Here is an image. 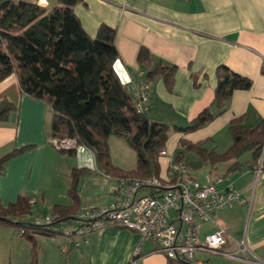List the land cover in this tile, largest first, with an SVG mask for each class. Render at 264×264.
Wrapping results in <instances>:
<instances>
[{"label":"crops","instance_id":"obj_1","mask_svg":"<svg viewBox=\"0 0 264 264\" xmlns=\"http://www.w3.org/2000/svg\"><path fill=\"white\" fill-rule=\"evenodd\" d=\"M37 2L47 6L54 0ZM74 13L91 37L96 36L101 25L115 29L114 46L118 57L114 70L126 89L137 83L139 72L146 71L137 61L140 48L148 50L152 64L161 61L175 67L168 83L158 75L149 82L148 91V116L172 130L165 144L172 158L179 151L184 158L186 150L180 146L181 139L193 144L203 143L207 150L226 151L232 144L229 123L233 118H240L245 126H256L264 121V76L261 73L264 0H81L75 5ZM221 65L249 78L251 87L233 92L223 109H213V118L201 128L187 133L178 131L176 128H185L201 110L210 106L217 82L216 69ZM2 100L15 104L17 109L7 122H0V159L15 150L21 151L8 157L0 170L1 207H7L18 196L29 197L34 204L25 221L31 222L36 215H52L55 205L71 206L69 189L73 170L82 171L73 216L112 201L116 178L98 170L85 147L78 146L75 154L69 156L52 146L50 107L21 93L14 74L0 82ZM108 145L114 166L124 171L135 169L136 159L131 163L135 154L127 144L110 137ZM159 164L163 173L166 159L159 158ZM228 165L217 164L210 168L209 172L215 169V179L209 177L199 184H213L219 191L232 185L243 202L216 212L214 224L200 223L199 236L203 238L222 227L228 239L223 246L225 251L234 250L235 242L245 239L254 256L264 264V145L256 169L243 166L227 172ZM57 230L59 234L36 235L35 239L57 241L61 243V250L63 228ZM87 238V245L81 246L78 252L72 251L77 255L76 263L129 264L139 242L137 233L114 226ZM52 247L46 250L51 258L55 256L54 249L57 251ZM152 250V243L144 242L135 264H167L162 254Z\"/></svg>","mask_w":264,"mask_h":264},{"label":"trees","instance_id":"obj_2","mask_svg":"<svg viewBox=\"0 0 264 264\" xmlns=\"http://www.w3.org/2000/svg\"><path fill=\"white\" fill-rule=\"evenodd\" d=\"M80 1L54 0L52 5L41 6L37 0H0V82L14 74L21 93L50 107L49 138L74 139L77 146L91 152L98 170L113 178L158 175V152L165 148L170 127L136 111L130 93L114 70L118 57L114 46L115 29L101 25L95 37L89 36L74 13ZM137 61L146 69L147 82L160 75L168 83L175 70L174 66L161 61L152 64L146 48L139 49ZM261 73L264 76V66ZM215 75L217 82L210 106L201 110L185 128H176L178 131L187 133L201 128L213 118V109H223L233 92L251 87L249 78L226 66H218ZM16 109L15 104L0 101V122H7ZM229 131L232 144L221 153L207 150L203 143L193 144L184 139L180 140V146L194 151L211 169L227 163V172L243 166L256 169L264 145V121L256 126H245L240 118H233ZM112 136L124 140L133 150L134 170L124 171L112 164L108 145ZM20 151L15 150L0 159V170L8 157ZM75 151L59 152L73 156ZM182 157L179 151L174 159L182 162ZM81 172H71L69 196L73 204L53 206L55 219L51 228L25 221L31 213V199L26 196H18L5 208L0 205V223L16 231L23 229L24 234L18 235L24 236L34 247L36 235L59 234L57 224L72 219L78 204ZM167 264L191 263L167 260Z\"/></svg>","mask_w":264,"mask_h":264},{"label":"built area","instance_id":"obj_3","mask_svg":"<svg viewBox=\"0 0 264 264\" xmlns=\"http://www.w3.org/2000/svg\"><path fill=\"white\" fill-rule=\"evenodd\" d=\"M137 112L148 114L149 82L144 72H139L136 84L127 88ZM58 151L77 149L74 139H52ZM166 162V172L146 178H116L112 201L97 209L79 211L72 219L57 224L63 228L64 244L61 252H78L88 244V235L101 233L114 226L135 232L139 242L131 264L140 256L144 242H151L152 252L162 254L169 261H184L191 264H211L210 257H223L245 264H262L251 252L245 239L235 242L232 251H225L227 234L222 227L203 238L199 236L200 223L214 224V214L243 202L232 185L219 191L213 184L201 185L192 178L187 166L176 161L166 149L158 152ZM260 168V166H259ZM258 168V171H259ZM33 200H29L32 207ZM54 216L36 215L32 223L51 227ZM74 225V226H72ZM19 235L24 230H17Z\"/></svg>","mask_w":264,"mask_h":264},{"label":"rangeland","instance_id":"obj_4","mask_svg":"<svg viewBox=\"0 0 264 264\" xmlns=\"http://www.w3.org/2000/svg\"><path fill=\"white\" fill-rule=\"evenodd\" d=\"M41 3H43V0H41ZM171 133L172 130L169 129L167 133V140L170 137ZM111 138L112 140H116V142L118 143L126 144L122 139L114 136H112ZM112 147L115 151L114 144H112ZM131 161V163H135L134 155L133 157H131ZM182 162L187 165L192 178H194L198 183H204L209 177H216L215 169L209 172L210 166L208 162L206 163L205 161L201 160V158L194 151L186 150L184 152V158L182 159ZM166 169L167 167L165 166V170L163 171L164 175ZM205 228L207 229V226ZM12 236H15V238L12 239ZM60 244L61 243L57 241L47 242L45 240H41L39 242L36 240V246L34 247L25 239L24 236H19L17 234L16 228L0 223V264H81L74 261L75 256H77L76 253L72 254L74 251L69 254L62 253L59 249ZM52 245L57 250L55 251L54 249L55 256L53 258H51V255L47 253L48 250H51V248H53ZM44 247V254L41 255V250ZM209 259L211 261V264H245L240 262H232L227 260L226 258L216 256L210 257Z\"/></svg>","mask_w":264,"mask_h":264}]
</instances>
